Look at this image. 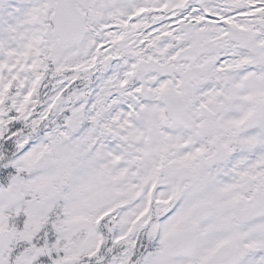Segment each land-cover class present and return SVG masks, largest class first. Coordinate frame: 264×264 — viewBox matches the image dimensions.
<instances>
[{"label": "snow or ice", "instance_id": "1", "mask_svg": "<svg viewBox=\"0 0 264 264\" xmlns=\"http://www.w3.org/2000/svg\"><path fill=\"white\" fill-rule=\"evenodd\" d=\"M0 264H264V0H0Z\"/></svg>", "mask_w": 264, "mask_h": 264}]
</instances>
